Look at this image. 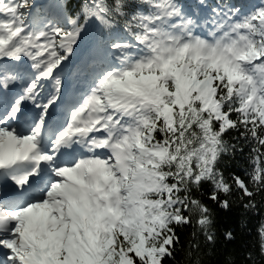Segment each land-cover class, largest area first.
Listing matches in <instances>:
<instances>
[{"label": "snow or ice", "instance_id": "1", "mask_svg": "<svg viewBox=\"0 0 264 264\" xmlns=\"http://www.w3.org/2000/svg\"><path fill=\"white\" fill-rule=\"evenodd\" d=\"M205 197L264 212V0H0V264H205Z\"/></svg>", "mask_w": 264, "mask_h": 264}, {"label": "trees", "instance_id": "2", "mask_svg": "<svg viewBox=\"0 0 264 264\" xmlns=\"http://www.w3.org/2000/svg\"><path fill=\"white\" fill-rule=\"evenodd\" d=\"M36 2H42V0H36ZM72 2H76V0H72ZM246 153L247 149L245 155ZM236 160L240 163L233 165L234 170L238 175L248 179L243 174L244 166H246L244 157L237 153ZM205 191H207V188H205ZM205 202L215 209L214 230L217 233L214 257H206L205 264H217V261L219 264H223V261L229 257L234 261V264H245L248 251L259 253L260 237L258 229L261 223H264V212L257 213L246 210L239 201L234 203L229 211H224L213 205L206 197ZM228 231H231L235 237L231 242L224 237V234ZM205 251H211V249H205Z\"/></svg>", "mask_w": 264, "mask_h": 264}, {"label": "bare ground", "instance_id": "3", "mask_svg": "<svg viewBox=\"0 0 264 264\" xmlns=\"http://www.w3.org/2000/svg\"><path fill=\"white\" fill-rule=\"evenodd\" d=\"M243 174H245L244 171H243Z\"/></svg>", "mask_w": 264, "mask_h": 264}]
</instances>
